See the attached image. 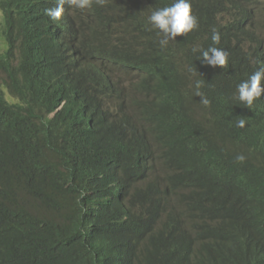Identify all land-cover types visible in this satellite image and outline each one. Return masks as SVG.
<instances>
[{"label": "trees", "instance_id": "obj_1", "mask_svg": "<svg viewBox=\"0 0 264 264\" xmlns=\"http://www.w3.org/2000/svg\"><path fill=\"white\" fill-rule=\"evenodd\" d=\"M230 1L162 48L148 17L175 0L58 21L57 0H0V264H264V94L236 98L264 57L218 18ZM159 221L204 234L208 258Z\"/></svg>", "mask_w": 264, "mask_h": 264}, {"label": "clouds", "instance_id": "obj_2", "mask_svg": "<svg viewBox=\"0 0 264 264\" xmlns=\"http://www.w3.org/2000/svg\"><path fill=\"white\" fill-rule=\"evenodd\" d=\"M96 3L103 5L105 0H95ZM221 0H175L171 6L159 8L151 13L148 17L149 23L162 34V39L159 41L160 46L166 47L170 40H175L178 35H188L191 31L199 28L198 16L207 15L216 11ZM68 3L77 9L90 8L93 0H57L55 7L45 9V14L53 21H58L64 11V4ZM2 17L0 10V19ZM218 18L224 26L232 29L240 40L247 41L246 48L253 46L259 48V54L256 58L264 57V0H231L228 7L219 14ZM213 44H218L220 41L219 32L213 30L211 37ZM254 40V43H250ZM194 52H200V59L203 63L209 66H220L222 68L228 65L229 53L224 48L209 47L207 49H193ZM262 59V58H261ZM264 80V66L257 68L246 80L237 85V93L239 101L247 108H251L254 101L259 99L264 94L262 87ZM200 82L197 81L196 88L199 89ZM197 95H201L197 91ZM202 103L207 105L209 101L202 97ZM246 121L238 119L236 126L244 128ZM238 161H243V155L236 157ZM154 168L150 161L148 176L152 178ZM147 183V182H146ZM166 189L161 188L157 194L162 197ZM137 213L139 209H135ZM160 226L165 230V234L169 238L180 241V246L190 245L193 248V259H199V255H204L208 258V253L201 252L198 248L200 243L205 240L206 236L200 231L192 227L182 226L179 223L174 226H164L159 221ZM178 228V229H176ZM172 229H176L171 231ZM252 231V230H251ZM251 231L246 234L249 237ZM223 263V262H220ZM232 262L228 263L231 264Z\"/></svg>", "mask_w": 264, "mask_h": 264}]
</instances>
